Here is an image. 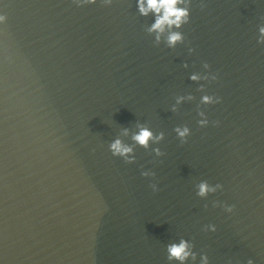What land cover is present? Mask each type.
<instances>
[{
  "label": "water",
  "instance_id": "95a60500",
  "mask_svg": "<svg viewBox=\"0 0 264 264\" xmlns=\"http://www.w3.org/2000/svg\"><path fill=\"white\" fill-rule=\"evenodd\" d=\"M0 11V264H168L164 245L181 236L209 264H264L262 0H192V53L155 44L134 0ZM203 61L217 79L190 81ZM199 83L221 98L200 105L204 127ZM138 124L164 138L136 145ZM178 124L191 130L183 143ZM117 136L134 161L108 151ZM201 179L222 188L198 197Z\"/></svg>",
  "mask_w": 264,
  "mask_h": 264
},
{
  "label": "clouds",
  "instance_id": "9594fccd",
  "mask_svg": "<svg viewBox=\"0 0 264 264\" xmlns=\"http://www.w3.org/2000/svg\"><path fill=\"white\" fill-rule=\"evenodd\" d=\"M77 5L85 3H94L95 0H74ZM101 3L111 4L112 0H100ZM264 2V0H262ZM136 12L139 16L151 15V22L147 25L145 31L151 35L155 44H163L169 49H174L177 44H187V51L192 53L193 47L185 40V34L181 30L182 27L190 20V10L192 0H134ZM203 7V4H201ZM7 17L3 11H0V24L6 21ZM257 43H264V23L257 26ZM188 67L187 63L183 65ZM203 71H192L188 74L190 81H210L217 79L216 73L208 71L209 64L203 61L201 64ZM205 84L199 83L197 90L201 92L199 101L196 105V115L199 119L196 124L204 127L209 124L207 114L201 109L200 105L215 104L220 102V97L215 94H210L203 91ZM194 96L191 92L175 95V104L172 105V110H175L177 104L186 101H191ZM213 124L217 121H212ZM127 132V129L124 130ZM173 131L183 143L190 135V128L187 124H178L174 126ZM164 138L163 131L153 132L152 128L138 124L136 131L131 135V140L138 146L148 148L150 144L155 145L157 141ZM108 151L114 157L121 158L124 162L130 163L135 160L133 146L121 140L120 137H115L108 143ZM152 151L157 155H163L159 146H154ZM141 175H155L153 171H142ZM218 188H222L220 183L211 184L206 179L199 180L195 185V195L198 197L207 196L211 192H215ZM156 185L152 186V191H157ZM227 212H232L234 205L223 204ZM215 224H208L207 231H215ZM165 259L168 264H209V257L204 251L198 253L194 250V244L191 239H186L181 236L178 239H173L164 245ZM246 264H254V261L249 258Z\"/></svg>",
  "mask_w": 264,
  "mask_h": 264
}]
</instances>
